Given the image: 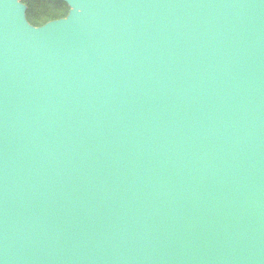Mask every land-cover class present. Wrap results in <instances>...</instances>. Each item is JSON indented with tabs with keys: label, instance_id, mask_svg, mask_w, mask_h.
Segmentation results:
<instances>
[{
	"label": "water",
	"instance_id": "water-1",
	"mask_svg": "<svg viewBox=\"0 0 264 264\" xmlns=\"http://www.w3.org/2000/svg\"><path fill=\"white\" fill-rule=\"evenodd\" d=\"M0 0V264H264V0Z\"/></svg>",
	"mask_w": 264,
	"mask_h": 264
},
{
	"label": "trees",
	"instance_id": "trees-1",
	"mask_svg": "<svg viewBox=\"0 0 264 264\" xmlns=\"http://www.w3.org/2000/svg\"><path fill=\"white\" fill-rule=\"evenodd\" d=\"M26 18L33 26H41L48 21L60 19L67 15L68 5L56 0H26Z\"/></svg>",
	"mask_w": 264,
	"mask_h": 264
}]
</instances>
